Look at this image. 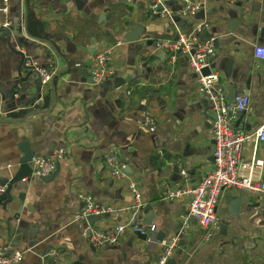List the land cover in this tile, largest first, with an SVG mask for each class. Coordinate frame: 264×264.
<instances>
[{
  "label": "crops",
  "instance_id": "0c3cea01",
  "mask_svg": "<svg viewBox=\"0 0 264 264\" xmlns=\"http://www.w3.org/2000/svg\"><path fill=\"white\" fill-rule=\"evenodd\" d=\"M191 1L203 5L204 19H150L149 0H25L26 12L30 6L48 35L37 41L24 33L23 0H8L0 20L13 27L22 53L53 78V86L42 84L37 100L33 90L13 97L19 58L0 38V179L18 170L23 143L35 157L65 151L47 182L32 176L17 184L12 194H22L19 209L16 199L0 203V247L22 251L19 264H154L158 242L176 234L175 264H264V193L225 189L216 210L218 228L210 232L191 218L184 223L187 200L164 195L165 188L194 185L212 169L214 114L198 91L187 57L179 55L169 64L154 50L155 40L175 38L176 28L188 32L195 23H205L200 38L213 41L212 66L226 92L232 88L233 97L245 95L249 101L235 127L252 133L264 124V59L254 57L255 48L264 47V0ZM136 26L145 31L135 47L116 50L117 75L99 84L90 81L91 57L124 41L123 34ZM116 78L128 82L116 87ZM146 116L153 126L144 124ZM112 149L141 190L138 215L143 220L152 215L154 231L144 240L135 236L129 214L104 215L92 227L78 219L82 193L108 206L132 202L125 182L107 174L104 157ZM254 156L264 162V143L245 145L243 159ZM118 223L127 228L115 246L97 251L87 244L90 228L111 230ZM22 231L31 235L29 243Z\"/></svg>",
  "mask_w": 264,
  "mask_h": 264
},
{
  "label": "built area",
  "instance_id": "2783aa9c",
  "mask_svg": "<svg viewBox=\"0 0 264 264\" xmlns=\"http://www.w3.org/2000/svg\"><path fill=\"white\" fill-rule=\"evenodd\" d=\"M168 0H149L148 10L150 19L172 21L173 18H194L203 5L191 0H172L182 5L181 8L172 9L165 2ZM8 0H2L0 13L7 11ZM8 24V23H6ZM6 24L4 26H6ZM207 28L203 22L195 23L190 31L180 32L176 28V37L163 38L153 42L154 50L162 52L169 64L176 62L179 55H185L190 70L196 76L199 93L208 101L209 107L215 119L211 123L210 139L213 142V167L194 185H182L175 188H165L164 195L167 200H187L188 212L184 216V223L191 218L199 227L214 231L219 222L216 210L221 194L227 188L245 190L249 195L255 196L264 193V162L255 156L250 160L242 157L245 145L252 143L257 145L264 143V124L252 133L244 132L235 127L236 119L248 108V98L238 95L227 98L225 85L221 81L219 73L213 68L215 48L212 39H202L200 34ZM127 45L124 41L99 49L90 60L89 76L95 83L113 79L117 75L115 59L117 49ZM254 57L264 59V47H256ZM203 69L209 73L202 75ZM42 84L50 80V75L38 69ZM144 124L153 126L154 120L146 116ZM65 158V151L59 149L47 157H34L31 160L32 176L45 178L51 176L58 162ZM104 165L108 176L114 181L125 182L126 190L132 198L129 205L108 206L96 201L90 194H79L81 209L78 219L85 220L88 216H101L111 213L129 214L132 220L143 208L141 190L137 182L131 179L125 170L124 164L119 159L116 150H110L104 157ZM180 166V162L176 161ZM3 168L0 166V173ZM181 176L185 171L179 169ZM4 190L0 187V193ZM127 224L118 223L111 230L90 228L87 233V244L101 251L115 246ZM134 232L145 233L142 227H133ZM150 231H154L151 226ZM179 234L158 242L159 252L154 264H166L172 258L179 243ZM22 251L7 252L0 247V264H19L23 259Z\"/></svg>",
  "mask_w": 264,
  "mask_h": 264
},
{
  "label": "water",
  "instance_id": "95a60500",
  "mask_svg": "<svg viewBox=\"0 0 264 264\" xmlns=\"http://www.w3.org/2000/svg\"><path fill=\"white\" fill-rule=\"evenodd\" d=\"M245 1L248 4H250L252 2V0H245ZM23 3H24V7H25L24 33L29 39L40 41L38 39L32 38V36H30L28 31H27V12H26L25 0H23ZM165 4L168 6H171V5H175L176 2H174L172 0H168L165 2ZM204 16H205V11L203 9H201L199 12H197V14H195L194 18L196 20H202V19H204ZM101 19L102 18H100V20ZM173 21L176 23H179L180 18H173ZM5 24H6V22L4 20H0V38H5L6 45L8 46V48H10L12 53L19 58L18 64H17L18 83L12 87L11 95L13 97L14 96L20 97L24 93H28V91L30 93V91L33 90V93H34L33 98L35 100H37L39 98V93L41 91L42 81H41V77L39 75L37 68L34 66L35 62L33 61V59H30V57L26 53H22V51H21L22 46H21L20 40L12 35L13 27L10 24H6V26H4ZM144 31H145V29L143 27L136 26L132 30H129L123 34V40L129 46L135 47L136 43L139 41L140 36L144 33ZM260 31H261V36L264 37V29H261ZM11 36H13L14 42L17 45L18 49H16V50L12 47V45L10 43ZM208 37H209V35L206 33L204 35V38H208ZM163 55L165 57V54H163ZM22 71L25 72V74L23 76H22ZM208 73H209V71L207 69H203L201 72L202 75H207ZM31 78H35V79L31 80ZM90 81H92V80L90 79ZM125 82H128L127 78H116L114 80V85L116 87H118L120 85H123ZM48 84H49V88L51 89L53 86V78L49 80ZM53 94H54V92H53ZM227 95H228L227 96L228 99L233 98L232 88L227 89ZM53 99H54V95H53ZM214 119H215V116H214ZM19 151L21 152L22 156L19 160L18 170L15 172V174L11 178L0 179V187L4 188L3 192L0 193V203L2 205H6L9 203L11 204L12 200L16 199L17 205H18L17 209H19V207L21 206L22 194H12V191L16 189L17 184L21 180H23L25 178H31L32 177V170L30 168V166H31L30 162H31L32 158L35 157L34 154L30 151L27 143H23L22 145H20ZM52 176H53V174L49 177H45V178H41V179L47 182ZM146 211L150 213V209L148 206L145 207V212ZM151 216L152 215L149 214L147 216V218H145V220L142 219L141 215L137 214L134 216L133 222H132V227H135V226L142 227L145 230V233L134 232V234L137 238H140L142 240L148 238L149 231L151 228V220H150ZM103 217H104V215H101V216L92 215V216L86 217L85 221L88 223L89 226L92 227L94 225V223H96L100 218H103ZM24 232L25 231H22V233H24ZM23 236L27 239L28 243L30 240H32L31 235L28 234L27 231L24 233ZM166 264H175V261L172 258H170L169 260H167Z\"/></svg>",
  "mask_w": 264,
  "mask_h": 264
},
{
  "label": "trees",
  "instance_id": "16d2710c",
  "mask_svg": "<svg viewBox=\"0 0 264 264\" xmlns=\"http://www.w3.org/2000/svg\"><path fill=\"white\" fill-rule=\"evenodd\" d=\"M27 24H28L27 31L33 38L47 40L48 35L43 31V24L35 19L34 13L30 6L27 8ZM46 99L47 98L45 96V100ZM45 102H47V100ZM12 116L15 117L14 115ZM73 264H77V263H73Z\"/></svg>",
  "mask_w": 264,
  "mask_h": 264
}]
</instances>
